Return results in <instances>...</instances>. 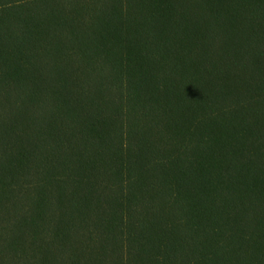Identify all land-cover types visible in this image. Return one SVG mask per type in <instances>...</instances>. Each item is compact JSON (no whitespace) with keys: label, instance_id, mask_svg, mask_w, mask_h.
Here are the masks:
<instances>
[{"label":"trees","instance_id":"1","mask_svg":"<svg viewBox=\"0 0 264 264\" xmlns=\"http://www.w3.org/2000/svg\"><path fill=\"white\" fill-rule=\"evenodd\" d=\"M0 264H264V0H0Z\"/></svg>","mask_w":264,"mask_h":264}]
</instances>
